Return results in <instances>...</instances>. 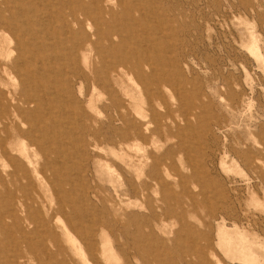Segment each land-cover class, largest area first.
<instances>
[{
    "label": "rangeland",
    "instance_id": "rangeland-1",
    "mask_svg": "<svg viewBox=\"0 0 264 264\" xmlns=\"http://www.w3.org/2000/svg\"><path fill=\"white\" fill-rule=\"evenodd\" d=\"M140 2L145 10H134V18L148 19L149 33L157 32L167 56L161 79L177 80V90L175 80L163 90L175 121L165 114L167 121H150L144 140L104 150L85 145L75 125L86 206L96 215V227L105 230L98 255L84 250L86 260L211 264V255L215 264H264V0ZM119 14L124 18L125 10ZM79 77L77 113L82 116V107L98 116L97 129L110 134L104 96ZM127 82L149 121L148 102L138 97L141 87ZM180 100L188 106L179 108ZM63 139L73 146L71 134ZM157 172L170 174L162 175L168 201ZM14 238L22 239L16 230Z\"/></svg>",
    "mask_w": 264,
    "mask_h": 264
},
{
    "label": "bare ground",
    "instance_id": "bare-ground-1",
    "mask_svg": "<svg viewBox=\"0 0 264 264\" xmlns=\"http://www.w3.org/2000/svg\"><path fill=\"white\" fill-rule=\"evenodd\" d=\"M139 2L0 0V264H89L84 250L98 255L105 230L96 227V215L86 206L81 155L76 157L80 145L72 130L80 124L75 129L89 148L122 147L144 140L150 121H167L165 114L172 112L163 90L175 79H161L167 56L157 32L149 33L148 19L134 18L133 11L144 8ZM81 75L105 98L110 134L97 129L98 116L82 107V116L77 113L74 84ZM127 81L141 87L138 97L148 102L149 121ZM188 104L180 100L178 107ZM69 134L72 147L63 139ZM156 174L168 201L170 174Z\"/></svg>",
    "mask_w": 264,
    "mask_h": 264
}]
</instances>
